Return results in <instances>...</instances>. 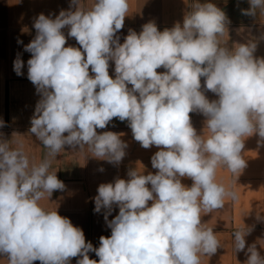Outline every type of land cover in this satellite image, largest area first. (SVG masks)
Masks as SVG:
<instances>
[{"label": "clouds", "instance_id": "9594fccd", "mask_svg": "<svg viewBox=\"0 0 264 264\" xmlns=\"http://www.w3.org/2000/svg\"><path fill=\"white\" fill-rule=\"evenodd\" d=\"M248 3L243 15H264V0ZM190 8L182 26L177 22L161 32L149 21L139 34L129 29L122 44L117 33L129 0H71L55 19L43 13L35 18L36 36L24 46L31 53L27 78L40 95L29 133L47 151L36 162L22 139L0 138V256L7 264H70L74 257H81L76 264H97L89 252L98 264H201L202 256L222 247L201 217L223 209L226 199L236 200L234 189L216 176L217 169H226L236 183L247 166L244 138L256 134L264 146V58L254 57L255 40L227 46L230 21L214 3L193 0ZM66 26L80 48L65 47ZM109 61L115 63V79ZM23 67L18 56L17 76ZM161 67L166 71L158 73ZM201 77L218 99L206 98ZM192 112L207 118L203 135L191 124ZM114 118L128 122L143 148L162 147L151 157L156 174L133 169L127 181L98 186L94 212L106 210L111 236H101L94 248L81 228L41 201L66 189L50 170L65 146L83 158L122 161L128 147L123 134L96 131ZM183 177L193 181L190 188ZM113 205L119 213L108 220ZM252 230L243 224L233 231L236 252L244 251ZM246 255V264H264L255 245Z\"/></svg>", "mask_w": 264, "mask_h": 264}, {"label": "crops", "instance_id": "0c3cea01", "mask_svg": "<svg viewBox=\"0 0 264 264\" xmlns=\"http://www.w3.org/2000/svg\"><path fill=\"white\" fill-rule=\"evenodd\" d=\"M87 3V0H84ZM200 3L211 2L223 10L230 21L227 25V46L247 43L249 40L257 42L256 58H264V15L259 11L255 17L246 16L241 9L250 7L248 0H199ZM71 0H0V120L4 126L0 127V138L11 141L22 139L25 151L30 160L39 162L46 154V149L36 137L29 133L30 118L33 116L40 95L35 86L27 78V61L31 53L24 50L36 36L33 27L35 18L43 13L55 19L61 10H68ZM193 0H129V14L125 16L124 26L117 33L120 43L128 35L129 29L139 34L142 25L154 21L158 31L171 29L179 22L182 26L185 14L191 10ZM74 10V9H73ZM66 37L65 47L80 48L75 38L68 37L69 28L61 30ZM22 41V43H18ZM83 52V50L81 49ZM19 56L24 62L23 75L17 76L13 70V62ZM86 56V54H85ZM109 75L115 79V63L109 61ZM161 67L158 73L165 72ZM90 76L94 73L89 69ZM204 77H201V89L211 102L218 99L216 94L205 90ZM131 88V85H128ZM98 91V89H97ZM138 95V94H137ZM191 124L197 135H203L206 130V117L199 112L189 113ZM97 133L112 131L123 134L121 139L128 147L126 155L118 165L110 164L90 156L83 158L82 154L65 146L63 152L52 162L50 170H56L57 178L66 186V189L54 191L50 200L41 201L42 206L55 208L62 217L70 219L71 223L83 230L85 240L91 242L94 248L100 246V237H110L111 229L104 219L105 209L100 213L94 212V197L98 194V186L102 183H113L116 178L128 180V172L136 169L141 174H156L151 164V157L161 147L155 145L143 148L133 138L128 122H121L114 118L104 129H96ZM19 134L21 136H17ZM67 135V133H65ZM259 137L256 134L244 138V148L241 152L247 166L233 182L232 174L226 169H217V182L226 187L231 186L236 193V200H225L221 210L202 215V223L213 228L221 242L214 254L201 257V264H246V255L249 246L255 245L256 250L264 257V146H258ZM15 147V144L12 145ZM103 168V171L100 169ZM181 183L191 187L193 181L188 177L180 178ZM151 188V185H147ZM152 201L148 202L151 206ZM119 213V208L113 205L108 220H112ZM248 214V215H247ZM257 216L260 219H257ZM252 226L253 230L245 236L244 251L236 252L233 244V231L242 225ZM92 260L99 257L95 252H89ZM81 257L71 258L70 264H76ZM0 264H7V257L0 256ZM33 264H41L34 261Z\"/></svg>", "mask_w": 264, "mask_h": 264}]
</instances>
